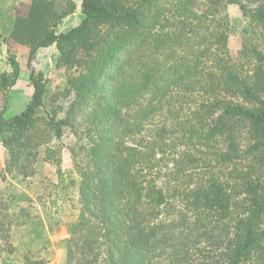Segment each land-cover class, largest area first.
Here are the masks:
<instances>
[{"label": "trees", "instance_id": "16d2710c", "mask_svg": "<svg viewBox=\"0 0 264 264\" xmlns=\"http://www.w3.org/2000/svg\"><path fill=\"white\" fill-rule=\"evenodd\" d=\"M231 4L251 25L235 55ZM74 9L31 0L14 17L32 94L0 110L7 171L33 173L43 146L62 182L63 126L75 137L64 264H264V0H80L79 22L58 31ZM50 45L66 78L59 118L32 64ZM8 62L6 93L20 70Z\"/></svg>", "mask_w": 264, "mask_h": 264}, {"label": "rangeland", "instance_id": "374dc122", "mask_svg": "<svg viewBox=\"0 0 264 264\" xmlns=\"http://www.w3.org/2000/svg\"><path fill=\"white\" fill-rule=\"evenodd\" d=\"M30 1L0 0V72L11 70L8 53L15 55L20 65L15 85L7 93L0 92V110L4 107L5 115L19 112L32 94L26 66L29 49L8 36L14 17L25 14ZM72 1L75 9L58 23V31L69 29L81 18L80 0ZM228 11V45L235 55L243 38L250 34L251 25L237 5H229ZM57 56L54 45L42 47L37 50L32 64L48 78L45 107L53 110L54 116L59 118L63 117L68 98H51L66 82L63 67L56 65ZM45 112L40 113L44 115ZM130 115L131 111L127 116ZM63 131L60 139L62 182L56 166L43 160V146L39 147L32 165L33 173L24 176L7 171L9 154L0 141V264H64L68 225L76 220L78 213V178L73 172L69 153L75 137L67 126H63Z\"/></svg>", "mask_w": 264, "mask_h": 264}, {"label": "crops", "instance_id": "0c3cea01", "mask_svg": "<svg viewBox=\"0 0 264 264\" xmlns=\"http://www.w3.org/2000/svg\"><path fill=\"white\" fill-rule=\"evenodd\" d=\"M12 87H13V86H12ZM12 87H11V88H12ZM11 88H10V90H11Z\"/></svg>", "mask_w": 264, "mask_h": 264}]
</instances>
